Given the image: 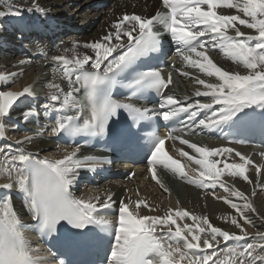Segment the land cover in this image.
<instances>
[{
  "label": "snow or ice",
  "instance_id": "snow-or-ice-1",
  "mask_svg": "<svg viewBox=\"0 0 264 264\" xmlns=\"http://www.w3.org/2000/svg\"><path fill=\"white\" fill-rule=\"evenodd\" d=\"M160 4L164 10H157L150 17L137 14L118 17L106 35L82 45L95 55H78L76 49L81 45L74 42L71 58L53 56L59 65L56 71L67 81L68 90L49 83L43 114L52 119L50 134L54 136L106 137L114 144L129 147L144 139L146 171L152 181L170 195L158 175V169L162 168L184 183L204 190L213 200H222L234 214L217 219L239 231L215 226L208 216L181 208L179 201L175 208L163 210V215H153L160 206H153L139 192L136 200L120 199L113 213L115 219L110 220L100 210L112 209L117 203L111 192L101 201L99 196L75 197L70 191L79 170L94 171V166L100 163L94 156L81 159L78 144L71 151L65 148L63 158L54 160L40 159L23 147L12 150L11 146L0 145V171L9 181L0 184V192L4 193L0 196V264H39L37 249L25 237L29 225L15 210L13 189L22 197L41 237H55L70 249L102 250L104 255L99 264H264V232H256L257 243H247L240 249L229 246L230 241L239 243L248 237L244 225H252L248 213H257V209L247 195L222 180L225 176H238L252 183L246 175L247 166L251 165L257 173L255 188L264 191L261 167L231 146L208 149L183 138L210 132L231 145L244 144L246 141L238 138L239 134L253 127L264 133V0H160ZM0 6L6 8L0 11V18L20 15L8 0H0ZM218 9H235L237 14H221ZM28 11L43 13L44 9L38 0H33ZM238 25L253 30L255 35L246 34ZM230 30L235 34H229ZM165 38H170L176 56L183 63L218 81L193 77L202 86L194 95L207 97L209 102L188 103L187 98L182 101L169 94L172 73L165 78L158 65L146 63L159 59L154 54L163 52ZM217 54L246 72L241 74L219 65L212 58ZM26 63L30 61H19L20 66ZM22 74L0 73V139L5 136L11 109L22 97H34L31 85L18 92L4 90ZM116 88L126 90L121 99L113 96ZM152 92L159 97L158 101L147 100ZM145 100L154 106H137L138 101ZM122 113L127 114L124 122L120 119ZM41 114L39 108H29L23 119L28 122ZM182 114L185 118L179 119ZM159 119L172 125L167 134L152 132L142 136ZM31 139L25 136L16 144ZM168 140L173 142V151L197 166L191 169L195 176L190 177L185 164L168 154L165 150ZM177 140L195 155L176 147ZM259 155L264 158V152ZM235 157L240 162H235ZM217 187L227 195L218 196ZM255 188L253 197L257 194ZM142 209H147L148 214ZM260 219L264 220V216ZM221 243L223 260L217 252ZM59 264L65 261L60 260Z\"/></svg>",
  "mask_w": 264,
  "mask_h": 264
},
{
  "label": "bare ground",
  "instance_id": "bare-ground-1",
  "mask_svg": "<svg viewBox=\"0 0 264 264\" xmlns=\"http://www.w3.org/2000/svg\"><path fill=\"white\" fill-rule=\"evenodd\" d=\"M8 3L14 9L18 10L20 15L17 17L5 16L0 18V73H23L15 79L14 83H11L4 88V90L9 88V90L13 92L22 91L24 87L30 85V83L34 81V78H37V81L40 82L41 80H39V77L37 76L40 74V68L43 67L42 65L44 63L46 66H52L54 71H56L59 65L53 61L52 57L64 55L71 58L73 55L72 45L74 42L81 45V47L76 49V53L78 55H95L91 49L82 48V44H80L81 41L83 40L85 42H92L99 40L100 37L107 34V32L110 30L111 24L118 17H121L124 14H137L150 17L160 9V0H38L39 6L44 9L43 13L28 11V9L32 7L33 0H8ZM71 3L74 4L71 5ZM0 11H6V8L4 6H0ZM70 11L72 12L70 13ZM217 11L221 14H237L235 9H218ZM240 15L242 18H244L242 13ZM80 20L82 21V23H80V25H82L81 27H79V24L77 23ZM69 22H71L73 25H78V27L76 26V29L78 30L77 33H74V31L70 32ZM88 24H93V26H88ZM92 27H94L92 29V33L86 36L85 34L88 33V30L85 32L86 29H91ZM238 27H241V30L248 35H255L251 29L243 28V26L239 25ZM60 31H67V35L62 37ZM27 32L39 34V36L38 34L36 36H32V40L36 42L37 47L39 46L41 53H43L45 57L43 61L37 62L34 60L36 56H33V54L39 53L38 51H31L30 55L25 56L23 53L24 51L26 52L28 47L24 46L22 48V52L18 50L19 43L29 39L28 35H26ZM229 34L234 35L235 33L234 31L230 30ZM35 37L37 38L35 39ZM17 40L18 42L15 44V41ZM61 41H63V43L67 42V44L62 45L60 44ZM21 59L30 61V63L20 66L19 61ZM213 59L219 65L228 70L238 71L241 74L246 72V70L241 66L234 65L230 61L220 58L218 54L213 55ZM56 77L59 78L61 75ZM215 82L218 83V81ZM66 85L68 88L67 81ZM48 94L49 93H46L43 94L42 97L35 98L34 102L36 105L31 102L29 107L27 106L24 110L18 112V115L15 118L6 119V133L4 138L0 139V145L11 146L12 150L16 149L17 147H23L26 151L37 154L40 159H44L45 157L53 160L63 158L65 155V148L53 143L52 138L54 135L50 134L53 121L51 118H48L45 114H43L42 104L47 99ZM169 94L174 95L171 90ZM187 97H192L191 101H194V103L201 101L199 99H208L207 97ZM29 108H39L42 114L33 117V119L29 120L28 122H25L23 119V113ZM25 136H30L32 139L22 145H17L16 141L24 139ZM183 138L188 140L192 138V140H194L198 138V135L191 137L185 136ZM200 140H207L211 142V144L207 145L206 147L208 149L231 146L237 151L247 155L251 161L254 164L260 166L262 172H264V158L259 155V153L264 152V149L254 150L237 145L221 144L217 140H213L211 138H202ZM172 144L173 142L169 140L167 146L168 154L185 164V172L187 171L190 173V177L195 176L196 173L191 171V169H195L197 166L192 162L187 161L185 158L180 157L177 152L173 151ZM175 146L188 151L191 155H195L191 149H188L186 145H181L178 140L175 141ZM67 150L71 151L72 148H67ZM79 156L82 159L85 154L80 151ZM228 162L231 163L233 160L230 158ZM235 162H240L238 157H235ZM133 173L135 175H131V179L129 176L123 180H111L89 185L87 183L89 180L88 174L86 171L81 169L78 171L77 179L72 184L70 191L75 197L83 196L85 198H94L99 196L101 201L106 197L107 193L111 192L113 194V200L117 202L113 204L112 209L114 211L118 209V201L120 199L130 197L131 199L136 200L138 198L136 193L139 192L140 197L145 198L153 206H160L156 213H151L153 215H163V210H166L169 207L175 208L177 206V201H179L181 208L187 209L196 215L208 216L213 225L219 226L222 229L228 231H239L238 229H235L230 223L226 224L222 220L217 219V217L220 216L234 214V210H232L228 205L224 204L222 200H213L211 195H205L204 190L184 183L162 168L158 169V175L170 190L169 195L168 193H165L159 187V185L151 180V175L146 171V168L135 169ZM256 174L257 173L255 169L251 167V165L247 166L246 175L248 178H253L249 179L252 181V183H250L251 193L249 192L250 195L248 197L252 201L254 207L257 209L258 214L248 213L249 218L252 220V225H244L249 234L244 241H240L239 243L231 241L229 242V246H234L237 249L242 248L247 243H257V240L255 239L256 232H264V220L260 219V216H264V191H261L259 188H255L257 181ZM222 180L230 187H235L232 183L233 181L238 183H241L242 181L245 182L238 176L235 178L231 176H225L222 178ZM260 181L261 183H264L262 182L264 181V176H261ZM7 182H9L7 177L2 171H0V184ZM254 188L257 194L253 197L252 192ZM208 191L213 190L210 189ZM215 192L218 196L227 195L219 187L215 189ZM11 197L15 205V210L20 214L21 217H25L22 218L23 222L25 223V219H30V216L27 214V211L23 206L22 197L17 194L16 189L11 191ZM142 210L145 214H148L147 209ZM101 211V213H103L105 209H102ZM107 217L110 220L114 218L110 216ZM184 222L192 224V221L190 220H185ZM241 223L243 224V221H241ZM25 237L29 241L30 245L37 249L36 256L38 257V260H43L44 253L42 248L36 244L35 239L29 233V230L25 232ZM223 247L224 245L221 243L220 247L217 249V252L220 254V259L222 260L224 259L222 251ZM208 251L212 250L209 249Z\"/></svg>",
  "mask_w": 264,
  "mask_h": 264
},
{
  "label": "rangeland",
  "instance_id": "rangeland-1",
  "mask_svg": "<svg viewBox=\"0 0 264 264\" xmlns=\"http://www.w3.org/2000/svg\"><path fill=\"white\" fill-rule=\"evenodd\" d=\"M74 4V3H71V5ZM72 11H70L71 13ZM81 21V20H80ZM78 21L77 23L79 24V27H81L82 25H80V23H82V21L80 22ZM72 24V23H70ZM87 24V23H85ZM84 24V25H85ZM73 25V24H72ZM74 27L78 25H73ZM88 26H93L92 25H89ZM96 26V25H95ZM94 26V27H95ZM92 27L91 29L87 28L85 32H87L88 30V33H86L85 35L87 36L88 34L90 35L92 33V29L94 28ZM31 33V32H29ZM18 41V40H17ZM17 41H15V44L17 43ZM81 41V40H80ZM85 41H81L80 44H84ZM87 43V42H85ZM22 46L18 49L19 51H23L22 48L24 46L28 47L26 49V52L24 51V55H30L31 54V51H38L39 53H35L33 54V56H36V58L34 60H36L37 62H41L45 59L43 53H41L40 49L37 47L36 43L35 42H29V41H22V43H20ZM64 44H67L66 43H62V45ZM5 45V44H4ZM30 48V49H29ZM79 48V47H78ZM83 48V47H82ZM29 49V50H28ZM33 49V50H32ZM32 56V57H33ZM213 58V57H212ZM214 60V59H213ZM215 61V60H214ZM217 63V62H216ZM43 67L40 68V74H38L37 77H41V81L37 82V93L38 95H43V94H46V93H49L50 90H48V87L47 85L49 83H56V84H59L61 87H65L67 86L66 83L64 82V80L61 78V77H56V76H59L60 74L59 73H56L55 75V71L54 68L52 66H46L45 63L42 65ZM45 66V67H44ZM49 69V71H48ZM45 70V71H43ZM52 70V71H51ZM177 70H178V73H177V83L173 85L174 88H176L177 91H174V94L177 96V97H180V96H184V95H192L194 96L192 93H195V91L198 89V88H202V86L198 85L195 83V80L193 79V77H196V78H200V79H205L207 80L208 82H212V83H216L215 81V78H209V77H206L204 76L202 73H200L197 69H194L192 67H189L187 66L185 63H181V65H178L177 66ZM181 72H187L189 75L188 76H182L180 73ZM53 74V75H52ZM52 75V76H51ZM44 80V81H43ZM34 81H37V78H34ZM32 83H30L31 85ZM29 86V85H28ZM11 91L8 89H5V91ZM205 102H209V98L207 100H202L200 103H205ZM23 106L24 105V102L23 100H19V102L11 109V110H14L16 112H18L19 110H22L23 108L17 110L18 106ZM14 113V112H13ZM12 114L10 113L8 118H11ZM208 139V138H206ZM194 143H196L198 146H204V145H210L211 142L205 140V141H202V140H199V139H194L193 140ZM252 167V166H251ZM188 173V172H187ZM188 175H191L190 173H188ZM257 175V174H256ZM249 179H253V178H249ZM264 182V181H262ZM233 185L236 187L237 190L239 191H242L244 192L245 195L249 196L251 191H250V187H251V184L250 183H245V182H241V183H238L236 181H233L232 182ZM250 192V193H249ZM183 263V262H182Z\"/></svg>",
  "mask_w": 264,
  "mask_h": 264
}]
</instances>
